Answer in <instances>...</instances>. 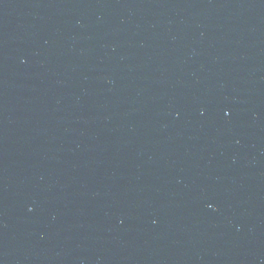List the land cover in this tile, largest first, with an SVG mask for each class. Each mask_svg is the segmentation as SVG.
Returning <instances> with one entry per match:
<instances>
[{"label": "water", "instance_id": "water-1", "mask_svg": "<svg viewBox=\"0 0 264 264\" xmlns=\"http://www.w3.org/2000/svg\"><path fill=\"white\" fill-rule=\"evenodd\" d=\"M0 264H264V0H0Z\"/></svg>", "mask_w": 264, "mask_h": 264}]
</instances>
